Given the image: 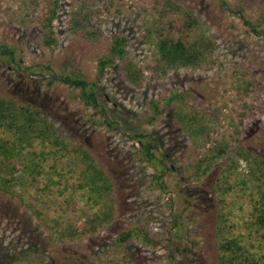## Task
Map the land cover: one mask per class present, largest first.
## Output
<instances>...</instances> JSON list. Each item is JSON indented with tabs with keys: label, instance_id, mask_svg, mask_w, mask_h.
Here are the masks:
<instances>
[{
	"label": "rangeland",
	"instance_id": "374dc122",
	"mask_svg": "<svg viewBox=\"0 0 264 264\" xmlns=\"http://www.w3.org/2000/svg\"><path fill=\"white\" fill-rule=\"evenodd\" d=\"M166 1L61 0L52 23L56 46L48 48L43 45V20L51 0H0V44L21 58L19 68L0 61V97L39 109L68 143L88 150L113 183L115 208L108 224L78 239H64L58 233L59 223L76 222L90 213L79 195L69 205L54 200L53 208L66 214L50 212L47 218L45 210L27 207L29 203L39 207L38 196L18 187L13 193L0 190V264L218 263L217 188L227 189L225 210L230 219H241L240 205L246 213L250 210L248 198L239 191L247 180L245 163L240 162L227 179L223 171L240 148L264 158V37L249 34L238 16L217 0H170L193 12L201 23L197 33L210 38L215 50L203 67L156 75L151 69L155 51L144 36L148 22ZM225 1L231 8H243L252 22L264 10V0ZM80 7L96 37L71 30L73 12ZM115 34L127 38V53L142 79L137 85L129 83L117 61L99 84L101 112L85 105L80 91L59 77L77 75L94 81L97 62ZM33 66L42 71H30ZM174 92L185 94L182 104L187 110L206 114L210 140L205 147H195L178 125L175 103L157 121L148 122L150 102L164 104ZM140 133L156 138L157 156L164 154L171 167L162 180L157 167L139 155L140 144L133 134ZM218 144L227 153L208 172L196 176L194 165ZM56 217L63 218L58 223ZM137 226L159 244L145 245L137 237L118 243L122 233Z\"/></svg>",
	"mask_w": 264,
	"mask_h": 264
},
{
	"label": "trees",
	"instance_id": "16d2710c",
	"mask_svg": "<svg viewBox=\"0 0 264 264\" xmlns=\"http://www.w3.org/2000/svg\"><path fill=\"white\" fill-rule=\"evenodd\" d=\"M217 1L228 13L238 16L249 34L264 37V10L259 18L252 22L245 16L243 8H231L225 0ZM60 2L61 0H51L49 14L43 20V45L48 48L56 46L52 23ZM82 8L73 12L71 30L78 35L96 37L97 31L88 28V14H84ZM200 24L193 12L170 0L166 1L158 15L148 22L144 36L145 41L155 51L151 69L156 75L164 76L170 71L182 68H200L210 62L215 44L204 33H197ZM127 42V38L121 34L112 36L108 52L97 62L94 81L89 82L77 75L60 76L59 81L79 90L80 99L85 105L104 112V107L98 99L99 84L117 61H120L122 75L129 83L137 85L142 79L140 68L127 53ZM0 61L8 65L14 64L18 68L21 66V58H17L14 50L4 44H0ZM29 69L34 73L42 71L41 66ZM45 69L49 70L48 67ZM51 83L49 80L48 84ZM184 99V93L174 92L171 97L164 99V104L151 101L147 120L151 124L154 123L166 112L170 104L175 103L177 108L174 115L178 125L195 147H205L210 140L206 114L187 110L182 104ZM108 124L113 127L115 123L109 120ZM133 136L140 144V157L157 167L158 179L162 180L166 170H171V167L164 162V154L157 156L159 148L156 138L149 133ZM226 153V147L219 144L209 148L206 155L194 165L196 176L208 172ZM242 161L247 167L248 175L247 180L241 182L239 191L248 198L250 210L246 213L240 205L238 211L242 214L241 219H230L231 213L225 210L228 206L227 189L223 188L224 186L217 188L220 205L219 227L215 236L217 264H264V158L254 157L240 148L222 176L224 179L227 175L229 177L231 171H236ZM16 187L25 190L31 197L34 194L41 198L39 207H36L35 203H29L27 207L33 211L45 210L47 218L50 212L66 214L63 210L53 208L54 200L60 199V205H69L75 196L82 198L83 206L90 211L89 214L78 217L76 222L66 224L58 222V218L63 217L53 219L59 223L58 233L64 239H78L93 233L98 227L110 222L115 210L112 198L113 183L88 150L81 145L68 143L43 117L39 109L0 97V190L13 193ZM73 209L75 211V208ZM37 216L45 218V214L41 212H37ZM136 237L145 245L159 244V241L150 237L141 226L122 233L118 243Z\"/></svg>",
	"mask_w": 264,
	"mask_h": 264
}]
</instances>
